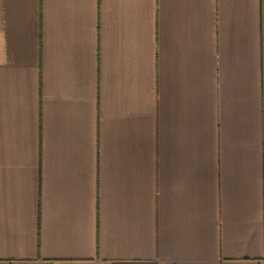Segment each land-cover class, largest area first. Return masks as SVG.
I'll return each mask as SVG.
<instances>
[{
    "label": "crops",
    "instance_id": "0c3cea01",
    "mask_svg": "<svg viewBox=\"0 0 264 264\" xmlns=\"http://www.w3.org/2000/svg\"><path fill=\"white\" fill-rule=\"evenodd\" d=\"M0 264H264V0H0Z\"/></svg>",
    "mask_w": 264,
    "mask_h": 264
}]
</instances>
